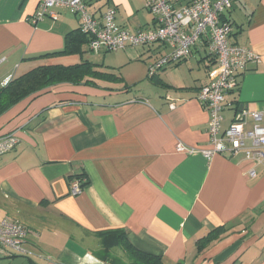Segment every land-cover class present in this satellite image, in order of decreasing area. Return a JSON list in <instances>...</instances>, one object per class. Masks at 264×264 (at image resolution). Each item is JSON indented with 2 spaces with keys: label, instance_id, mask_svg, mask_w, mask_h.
Here are the masks:
<instances>
[{
  "label": "crops",
  "instance_id": "crops-1",
  "mask_svg": "<svg viewBox=\"0 0 264 264\" xmlns=\"http://www.w3.org/2000/svg\"><path fill=\"white\" fill-rule=\"evenodd\" d=\"M147 1L88 4L97 16L115 7L116 22L137 31L154 27ZM40 3L0 0V84L43 65L87 62L90 73L79 84L51 86L0 116V136L19 139L0 158V220L26 226L24 247L36 258L29 260L128 264L120 246L106 250L98 235L124 229L131 244L164 264H264V167L244 152L212 158L200 152L210 147V113L196 96L217 68L206 45L199 43L191 57L149 77V65L168 46L96 53L85 43L82 52L60 53L67 34L80 27L79 16L61 9L58 19L33 24ZM224 17L231 41L260 60L247 64L238 90L226 95L222 133L241 106L264 112V0H233ZM247 120L252 123L250 114ZM179 143L197 151H178ZM79 177L87 185L74 195ZM219 226L225 232L208 238Z\"/></svg>",
  "mask_w": 264,
  "mask_h": 264
},
{
  "label": "built area",
  "instance_id": "built-area-1",
  "mask_svg": "<svg viewBox=\"0 0 264 264\" xmlns=\"http://www.w3.org/2000/svg\"><path fill=\"white\" fill-rule=\"evenodd\" d=\"M232 5L233 0H148L147 8L154 16V27L131 31L116 22V8L113 6H108L97 16L90 11L88 0H41L31 22L37 23L45 17L58 19V10H68L79 16L80 29L89 36V48L96 53L156 44L172 48L170 53L149 65L148 76L185 61L199 43L206 45L217 62V68L212 80L199 88L196 96L210 113V147L200 152L208 158L244 152L248 160L264 167V112H250L245 108L238 111L223 133L221 130L222 113L228 107L226 95L238 90L241 72L247 64L260 60V56L248 46L231 41V26L224 16ZM174 107L172 102L171 108ZM249 114L252 123L247 120ZM18 142L14 133L1 135L0 158L12 151ZM177 149L187 153L197 151L182 143ZM249 175L252 178L257 176L255 167L249 170ZM82 191L80 180H74L72 193L78 195ZM27 233L26 226L20 222L0 220V259L15 253L27 254L24 247Z\"/></svg>",
  "mask_w": 264,
  "mask_h": 264
},
{
  "label": "trees",
  "instance_id": "trees-1",
  "mask_svg": "<svg viewBox=\"0 0 264 264\" xmlns=\"http://www.w3.org/2000/svg\"><path fill=\"white\" fill-rule=\"evenodd\" d=\"M89 41V36L82 32L79 27L67 34L66 47L60 53L72 54L82 52V46L85 43L89 44ZM89 73V64L85 62L74 65H43L15 77L7 85L0 87V116L19 102L30 96L37 95L51 86L64 82L79 84ZM78 179L84 189L87 181H84L83 177H79ZM224 232L225 227L219 226L209 232L208 238L217 239ZM98 235L106 250L111 249L115 245L120 246L128 259V264H164L162 257L147 253L131 244L124 229L98 232ZM30 264L37 263L30 261Z\"/></svg>",
  "mask_w": 264,
  "mask_h": 264
},
{
  "label": "rangeland",
  "instance_id": "rangeland-1",
  "mask_svg": "<svg viewBox=\"0 0 264 264\" xmlns=\"http://www.w3.org/2000/svg\"><path fill=\"white\" fill-rule=\"evenodd\" d=\"M168 50H169L168 53H170L172 51V48L168 47ZM101 83L105 84L103 81ZM108 83H109V85L113 84L114 87H119V86L124 87L126 84L125 82L124 83L121 82L122 84H119L120 82H117V83L116 82H111V83L108 82ZM141 88H145L146 93H151V91H152L151 85H149V83H147V82H142ZM29 258L36 260V258H34L31 255H27V254H23V253H16V255L13 257L1 258L0 264H30Z\"/></svg>",
  "mask_w": 264,
  "mask_h": 264
},
{
  "label": "water",
  "instance_id": "water-1",
  "mask_svg": "<svg viewBox=\"0 0 264 264\" xmlns=\"http://www.w3.org/2000/svg\"><path fill=\"white\" fill-rule=\"evenodd\" d=\"M243 109H245L243 106L240 107V110L242 111Z\"/></svg>",
  "mask_w": 264,
  "mask_h": 264
}]
</instances>
